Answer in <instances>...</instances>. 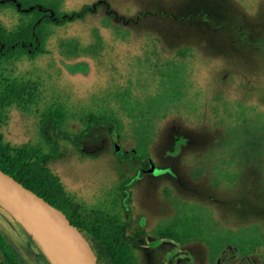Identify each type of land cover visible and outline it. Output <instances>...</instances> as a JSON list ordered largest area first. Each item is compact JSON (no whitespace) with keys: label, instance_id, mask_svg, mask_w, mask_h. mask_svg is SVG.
Returning a JSON list of instances; mask_svg holds the SVG:
<instances>
[{"label":"rangeland","instance_id":"374dc122","mask_svg":"<svg viewBox=\"0 0 264 264\" xmlns=\"http://www.w3.org/2000/svg\"><path fill=\"white\" fill-rule=\"evenodd\" d=\"M57 1L63 13L92 9L52 25L44 53L6 69L40 83L43 95L10 109L5 139L42 146L48 108L62 109L70 131L93 117L117 119L124 150L146 149L159 169L131 189L134 207L190 227L191 264H264V0ZM19 23L0 7L5 31ZM60 151L48 167L64 192L87 212L112 213L119 172L135 162L118 164L103 128L81 151ZM23 227L0 208L22 263L52 264ZM146 252L141 264H162Z\"/></svg>","mask_w":264,"mask_h":264},{"label":"trees","instance_id":"16d2710c","mask_svg":"<svg viewBox=\"0 0 264 264\" xmlns=\"http://www.w3.org/2000/svg\"><path fill=\"white\" fill-rule=\"evenodd\" d=\"M0 7L10 8L20 16V23L15 31L8 32L0 26V169L61 210L71 224L87 231L93 242L98 239L96 249L103 264H138L131 252L132 249L122 244V241H117L116 236L121 234V227L116 222L108 220L112 216L108 208L95 209L91 212L83 210L72 195L64 192L58 177L48 167L49 159L53 156L57 158L60 149L70 146L74 151H81L84 142L98 128H103L109 136L111 149L118 164L135 162L132 170L127 173L119 172L121 181L118 189L120 194L118 207H130L132 183L152 173L151 169L156 168V165L146 149L144 152H140L138 147L124 150L119 140L121 125L119 120L93 117L83 123L78 130L70 131L67 129L69 124L62 109L48 108L49 110H43L40 114L38 123V135L42 146L29 143L11 144L5 139L3 132L10 109L13 107L24 109L23 107L39 102L43 95L40 83L31 78L24 80L7 75L6 69L18 61L34 60L44 53L46 41L52 33V25L58 26L82 18L92 6L85 5L78 12L63 13L59 10L57 0H0ZM65 45L70 47L69 43L63 46ZM75 48L76 46H73V50ZM117 208L112 209V213H116ZM185 229L181 220L177 221L176 227L161 228L162 236L174 242L168 249L162 248L164 256L162 264H190L185 258L188 255L187 251L180 247L186 240L192 239L191 231ZM213 247L216 253L218 247L215 245ZM9 252L0 235V255L4 263L19 264ZM180 257H184L185 260L179 261Z\"/></svg>","mask_w":264,"mask_h":264},{"label":"water","instance_id":"95a60500","mask_svg":"<svg viewBox=\"0 0 264 264\" xmlns=\"http://www.w3.org/2000/svg\"><path fill=\"white\" fill-rule=\"evenodd\" d=\"M151 172L157 170L151 169ZM0 208L8 211L20 225L30 231L40 246V240L43 239L61 264H103L87 231L71 224L61 210L1 169ZM36 229H40L42 234Z\"/></svg>","mask_w":264,"mask_h":264},{"label":"flooded vegetation","instance_id":"af4514ba","mask_svg":"<svg viewBox=\"0 0 264 264\" xmlns=\"http://www.w3.org/2000/svg\"><path fill=\"white\" fill-rule=\"evenodd\" d=\"M154 169L159 171L158 168H154ZM150 174L153 173H148L147 175ZM141 179L142 178H139L132 183L131 185L132 190L134 188V185L138 183ZM133 197H134V191H131V200ZM131 204L132 205L130 207L127 206L121 208L118 207L116 209L117 214L110 213L112 216L108 218V220L110 219L113 223L116 222L117 225L121 227V232H120L121 234L116 236L118 238L117 241L118 242L122 241V244L132 249L131 252L134 254L133 256L135 257L138 264H141V255H142L141 253L144 254V252L146 251L150 252L149 258H151L153 254V258L159 257L162 260L164 256L162 255L161 246L169 247L174 242L171 241L170 238L166 236H162L160 230L162 227L164 228L176 227L177 226L176 219L175 220L172 219L167 224H165L168 219H157V220L151 219L147 216L148 213H143L138 211V209L134 207L132 201ZM189 230H191L190 227ZM0 235L2 236L6 245L8 246V250L10 251L9 253L13 254L14 258L19 264H23L17 255V251L12 246V243L10 242L9 239H7V237H5V233L1 229H0ZM96 243H98V239L94 240L95 246ZM180 247L187 251L188 255L185 258H187L191 264L192 258H191L190 250L188 248L189 247L188 241L186 240V243L184 245H180ZM185 258L180 257L179 261H184ZM41 262L42 263L45 262V259L43 258V261L41 259ZM0 264H5L2 255H0Z\"/></svg>","mask_w":264,"mask_h":264},{"label":"bare ground","instance_id":"6f19581e","mask_svg":"<svg viewBox=\"0 0 264 264\" xmlns=\"http://www.w3.org/2000/svg\"><path fill=\"white\" fill-rule=\"evenodd\" d=\"M25 219V218H24ZM26 220V219H25ZM24 228V227H23ZM25 230V229H24ZM38 232H40L42 234V231L40 229H36ZM40 238V237H39ZM42 239V238H41ZM43 241V242H42ZM41 242V248L45 251V253L47 254V256L50 258L51 262L53 264H61L60 260L58 259V257L55 255V253L51 250V248L49 247V245L42 239ZM36 242V241H35ZM44 243V244H43ZM43 252V251H42Z\"/></svg>","mask_w":264,"mask_h":264}]
</instances>
